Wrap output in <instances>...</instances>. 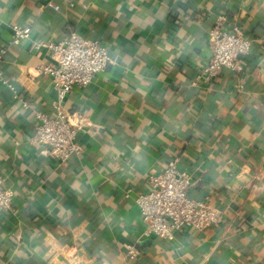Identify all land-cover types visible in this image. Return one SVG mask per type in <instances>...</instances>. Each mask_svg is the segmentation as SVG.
<instances>
[{
	"label": "crops",
	"instance_id": "0c3cea01",
	"mask_svg": "<svg viewBox=\"0 0 264 264\" xmlns=\"http://www.w3.org/2000/svg\"><path fill=\"white\" fill-rule=\"evenodd\" d=\"M220 17L251 51L241 72L193 85ZM13 24L30 36L9 45ZM73 31L111 60L64 100L86 126L80 153L60 163L30 142L34 114L56 99L34 70L49 52L33 45ZM3 46L0 76L16 96L0 80V176L14 193L0 213V264H264V0H0ZM173 159L195 178L190 196L209 197L222 221L167 242L143 235L134 200Z\"/></svg>",
	"mask_w": 264,
	"mask_h": 264
},
{
	"label": "built area",
	"instance_id": "2783aa9c",
	"mask_svg": "<svg viewBox=\"0 0 264 264\" xmlns=\"http://www.w3.org/2000/svg\"><path fill=\"white\" fill-rule=\"evenodd\" d=\"M50 6L55 11L59 9L58 5ZM11 31L9 45L19 44L30 36V28L25 24H13ZM207 39L210 56L196 72L193 85L208 86L223 68L234 73L241 72V58L251 51V41L244 35L242 27L236 23H226L223 17L208 29ZM33 46L49 52L52 63H41L34 70L38 75L48 77L56 99L52 102L50 113L37 111L34 114L35 128L30 142L43 146L51 157L63 163L80 153L78 133L86 126L82 113L65 110L64 100L74 87L89 85L98 73L103 72L111 57L108 48L98 39L87 38L74 31L62 40L39 41ZM7 48H0V63ZM0 80L14 92L12 83L1 76ZM14 94L16 96V92ZM21 105L29 108L24 99H21ZM4 181L5 178L0 176L2 214L10 211L14 195L12 189L5 187ZM194 184L192 172L180 168L175 159L147 175L146 190L134 200L145 237L154 236L170 242L184 229L202 231L222 221V212L209 197L195 199L190 196ZM138 256V248L128 245L125 253L127 261H134Z\"/></svg>",
	"mask_w": 264,
	"mask_h": 264
}]
</instances>
